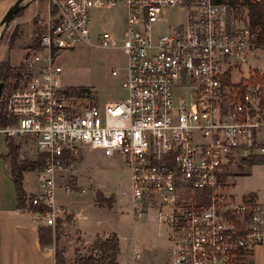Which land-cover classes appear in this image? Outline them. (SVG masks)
<instances>
[{
  "label": "built area",
  "instance_id": "2783aa9c",
  "mask_svg": "<svg viewBox=\"0 0 264 264\" xmlns=\"http://www.w3.org/2000/svg\"><path fill=\"white\" fill-rule=\"evenodd\" d=\"M45 1L30 33L39 48L24 61L17 87L4 92L13 124L0 128L43 156L31 198L46 207L38 218L55 224L56 175L72 170L78 151L90 146L122 157L129 211L142 218L152 209L170 229L169 264H251L252 250L264 245V203L229 192L231 179L264 164V91L254 70L241 75L264 53L247 10L214 0ZM118 6L125 10L121 43L108 31L91 42L90 12ZM169 9L185 21L164 25ZM78 44L122 49L124 99L100 107L60 86L55 54ZM140 258L134 248L132 264Z\"/></svg>",
  "mask_w": 264,
  "mask_h": 264
},
{
  "label": "rangeland",
  "instance_id": "374dc122",
  "mask_svg": "<svg viewBox=\"0 0 264 264\" xmlns=\"http://www.w3.org/2000/svg\"><path fill=\"white\" fill-rule=\"evenodd\" d=\"M1 1H5V4L0 14L14 0ZM45 6V0L24 2V6L16 13L0 39V63L17 65L25 60L27 54H31L30 33L33 30V17L42 13ZM90 18L91 42L97 43L99 35L108 31L115 36L117 45L121 43L125 23V10L121 6L108 10H92ZM184 21L183 12L169 9L164 25H175ZM54 61L62 68L59 77L61 87L84 88L89 91L86 93L85 103H97L103 107L107 103L124 99L126 56L120 47L104 49L78 44L73 48L57 51ZM112 70H117L116 76L111 74ZM251 70H254L252 78H255L256 73L264 78V53H259L257 58H250L242 65L241 75L249 77ZM177 94H183V91ZM3 138L0 134L1 141ZM20 146V159L37 157L38 153L31 142H20ZM121 158L118 155L106 156L103 150L90 146L82 147L78 151L71 173L64 176L65 179L56 178L54 209L58 215L55 224L50 226L53 237H61L60 244L66 247L67 261L74 255V242L80 249H86L91 244L89 241H94L97 234L114 232L120 238L117 255L119 264H132L134 248H139L141 254L139 264H169L171 231L167 226L158 224L152 209L142 218L132 216L128 206L129 173ZM72 174L74 179H70ZM40 176L38 170L25 172L24 182L28 192L38 191ZM230 182L232 185L229 192L236 198L253 194L258 201L264 203V164L246 167ZM66 185L71 189L66 190ZM94 188L107 194L103 196L110 198V205L104 203L93 206ZM69 211L75 213L71 223L67 222L70 218ZM258 260L257 264H264L262 257H258Z\"/></svg>",
  "mask_w": 264,
  "mask_h": 264
},
{
  "label": "trees",
  "instance_id": "16d2710c",
  "mask_svg": "<svg viewBox=\"0 0 264 264\" xmlns=\"http://www.w3.org/2000/svg\"><path fill=\"white\" fill-rule=\"evenodd\" d=\"M214 1L233 5L236 12L241 11V9H246V23L250 29L257 34L256 41L259 44L264 45V0ZM30 48L31 50L39 48L36 39L32 40ZM29 57L30 54H27L25 60ZM24 61L17 65H10L8 62L0 63V128L13 124V119L9 117L5 111L6 98L4 92L16 88L23 75L28 71ZM252 80L255 83H259L264 91V78L259 77L256 73L255 78ZM87 92H89L87 89H79L80 95ZM91 98L93 100V97ZM5 145L7 148L6 159L9 161L10 165L8 174L15 187L18 209L24 210L28 213L43 212L46 207L32 204L31 198L33 195L25 191L23 183L24 172L39 170L43 167V156L38 154L35 159H20V142L13 138L6 137ZM95 202L97 204L105 203L106 205H110L111 200L98 193L96 194ZM37 230L40 246H50L57 241V238L53 237L50 226L40 225ZM118 252L119 238L115 233H109L105 236H97L86 249H80L79 247L75 249L72 264H118ZM54 264H66L63 248L55 247Z\"/></svg>",
  "mask_w": 264,
  "mask_h": 264
},
{
  "label": "crops",
  "instance_id": "0c3cea01",
  "mask_svg": "<svg viewBox=\"0 0 264 264\" xmlns=\"http://www.w3.org/2000/svg\"><path fill=\"white\" fill-rule=\"evenodd\" d=\"M5 138L6 137L4 136L3 140H0V264H54L55 247L63 248L66 264H72L74 255L69 261H67L66 247L60 244L61 237L59 236L57 241L50 246H40L37 229L38 226L45 225L44 222L38 218L36 213H28L24 210L18 209L15 187L8 174L9 161L6 159L7 148L5 145ZM66 171L68 172L57 173L56 178L65 179L66 177L64 176L71 173V170ZM71 178L74 179L73 174L70 179ZM24 181L25 172L23 173L24 189L27 193L35 195L38 191L36 193L28 192L25 188ZM98 193L104 196L107 195L104 191L94 188V197L92 200L93 206L104 205L95 202V197ZM68 215L70 218L67 222H73L75 213L69 211ZM62 229H64V226ZM74 230L76 232L79 231V229ZM105 235L107 234L103 232L101 235L100 233L97 234L96 237ZM77 238H79L80 241L82 240L79 236ZM89 242L92 243L93 241ZM77 247L78 246H76V243L74 242L73 254ZM258 257L264 259V245L257 246L252 250L251 255L249 256V263L257 264V262H259Z\"/></svg>",
  "mask_w": 264,
  "mask_h": 264
},
{
  "label": "water",
  "instance_id": "95a60500",
  "mask_svg": "<svg viewBox=\"0 0 264 264\" xmlns=\"http://www.w3.org/2000/svg\"><path fill=\"white\" fill-rule=\"evenodd\" d=\"M26 0H14L10 3L0 16V39L8 24L12 21L16 13H18L24 6Z\"/></svg>",
  "mask_w": 264,
  "mask_h": 264
},
{
  "label": "bare ground",
  "instance_id": "6f19581e",
  "mask_svg": "<svg viewBox=\"0 0 264 264\" xmlns=\"http://www.w3.org/2000/svg\"><path fill=\"white\" fill-rule=\"evenodd\" d=\"M4 4H5V1H1V0H0V10H2V8L4 7ZM5 8H6V7H5ZM5 8H4V9H5ZM4 9H3V10H4ZM2 12H3V11H2ZM1 14H2V13H1ZM1 14H0V15H1Z\"/></svg>",
  "mask_w": 264,
  "mask_h": 264
}]
</instances>
